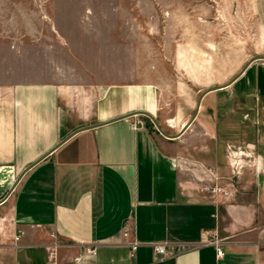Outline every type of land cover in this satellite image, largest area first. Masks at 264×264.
Returning a JSON list of instances; mask_svg holds the SVG:
<instances>
[{
    "label": "crops",
    "instance_id": "0c3cea01",
    "mask_svg": "<svg viewBox=\"0 0 264 264\" xmlns=\"http://www.w3.org/2000/svg\"><path fill=\"white\" fill-rule=\"evenodd\" d=\"M0 1L21 20L9 32L19 40L0 45V264H48L55 246L56 264H264V61L169 119L161 89L172 63L135 21L172 17L162 2ZM125 19L138 24L128 59ZM136 116L145 126L133 130ZM229 148L251 158L244 185L211 195L190 185L189 175L234 174ZM126 224L141 243L134 254ZM215 237L222 258L207 244ZM163 243L171 255L160 259Z\"/></svg>",
    "mask_w": 264,
    "mask_h": 264
},
{
    "label": "rangeland",
    "instance_id": "374dc122",
    "mask_svg": "<svg viewBox=\"0 0 264 264\" xmlns=\"http://www.w3.org/2000/svg\"><path fill=\"white\" fill-rule=\"evenodd\" d=\"M159 1L162 2L160 7L171 12L172 17L135 21L141 27L142 42H145L143 39L149 32L155 33L150 35V40L155 41L158 48L159 43L162 45L157 54H166V62L172 63L167 66V74L163 76L166 82L162 83L161 89L164 110L169 119L180 111L182 103L186 115H191L200 92L228 83L253 61H264V0H158V4ZM12 9V4L0 1V45L19 40L18 34L9 33L21 21L8 18ZM109 21L117 25V20ZM118 21L117 26L123 33L119 36L125 40V48L120 52L124 51L125 59L132 58L130 33L138 24L131 25L132 20L126 23V19ZM94 26L99 32L100 21L96 20ZM110 32L112 30L109 31V41L112 37L116 40L117 36H112ZM101 37L100 33L93 36L98 43ZM165 42L173 44L172 52L164 51ZM147 51L142 50L141 53H149ZM163 119L160 118V123L168 134L178 132L180 127L173 129V125L169 127ZM172 124L176 126L178 123L173 120ZM225 155L228 156L226 150ZM246 160L245 156L235 158V173H231L230 177H218L215 173L210 178H192L189 175L188 180L191 186L210 195L216 189H220V193H224L226 188L239 189L250 179L241 178L243 175L240 172L248 166Z\"/></svg>",
    "mask_w": 264,
    "mask_h": 264
},
{
    "label": "built area",
    "instance_id": "2783aa9c",
    "mask_svg": "<svg viewBox=\"0 0 264 264\" xmlns=\"http://www.w3.org/2000/svg\"><path fill=\"white\" fill-rule=\"evenodd\" d=\"M144 126H145V122L139 116H136L135 120L131 123V128L133 130H138L139 128H142ZM228 154H229V158L232 162V167H234L233 160H234V162H236L235 161L236 157H241L242 154H244L246 157H248L244 152H240L239 150L234 151L233 148L232 149L229 148ZM250 160H251V158H249L247 161L248 165H252V162ZM123 237H124V245L129 247L132 254H134L138 250V248L141 246V243L134 241V240H130V231H129L128 224H126V226L124 228ZM18 239H19V237H18ZM207 244L215 247V249L217 251V257L218 258H222L224 256V250H223L224 241L222 239L215 237L212 240H210V242H208ZM168 246H169L168 243L154 244L153 245L154 251L160 259H165L171 255L169 250H168ZM176 247H177V251L179 253H184V252L190 251L193 248V246H191L189 244H178V245H176ZM87 253L95 254L96 251H95V249H88ZM56 260H57V254H56V246H55L54 248H51L49 250L48 264H56ZM78 260H79V258H78Z\"/></svg>",
    "mask_w": 264,
    "mask_h": 264
},
{
    "label": "water",
    "instance_id": "95a60500",
    "mask_svg": "<svg viewBox=\"0 0 264 264\" xmlns=\"http://www.w3.org/2000/svg\"><path fill=\"white\" fill-rule=\"evenodd\" d=\"M155 123V122H154ZM156 124V123H155Z\"/></svg>",
    "mask_w": 264,
    "mask_h": 264
}]
</instances>
